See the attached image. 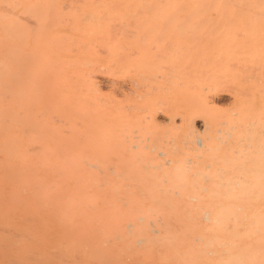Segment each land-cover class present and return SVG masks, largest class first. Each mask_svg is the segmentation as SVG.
Wrapping results in <instances>:
<instances>
[{"label":"bare ground","instance_id":"obj_1","mask_svg":"<svg viewBox=\"0 0 264 264\" xmlns=\"http://www.w3.org/2000/svg\"><path fill=\"white\" fill-rule=\"evenodd\" d=\"M65 1L66 0H0V224H20L18 229L14 227L11 229L12 226H9L10 228L6 227L8 229L0 231V264H18L25 258L30 260L36 258L38 255H52L58 258L57 260H59L61 264H87V256L89 253H92L90 250L94 251V253H101L102 250L105 249L103 247L104 245H102V250L96 248L98 245L96 246L93 244L95 239L98 240V238H101L100 240L102 241V237H104L106 240H111L112 236H110L111 238L109 239V235H113L115 240L117 236L118 238L120 237L119 235L123 237H129V235L136 236L135 228L137 224H247L245 225L247 226L245 236L252 238H250V242L247 245L246 253L243 254L242 249H233L229 250L225 256H219L217 260L221 264H263L264 159L260 158L262 156L260 153L248 152L249 150L252 151L256 146L251 143H241L240 141H244V138L241 137L243 134H241L240 137L236 138L237 140L234 139L230 145L225 147L227 149L215 155V159L213 158V160L206 164H202L201 167L188 166L182 162L174 163L173 167L170 169L168 168L171 165L168 166L166 163L160 162L145 166L143 158L146 155L139 156L135 150V147L138 145L135 143L134 138L135 133L140 128V123L142 124V121H147L148 118L149 121H152L154 117L153 112L159 108H162L163 112L169 114L168 119L171 121L177 119L178 113L171 112V108L168 106L170 103L168 104V98L167 95H165L166 97L163 96L158 98V101L154 100L155 102L153 101L154 105L152 106H149L150 103H146L149 107L145 104L148 108L143 107V110H147L148 114H142L138 117L137 113L138 118L125 117L122 109L118 107L119 103L116 104V101L112 100L110 97L106 98L103 95L97 94L98 90L95 87L97 83H94L96 81L94 78H97L95 71L104 70L102 72L106 73L107 70V67H105L106 70L103 69V62L102 64L98 63V57L100 56L98 52H101L105 53V59L109 60L111 65L113 64V66H108L106 64L108 68L111 67L108 72L111 71L114 74L123 71L129 72L132 71V68L135 70L137 68L136 66H139V68H141V70L138 68L140 76H144L143 68L146 64H149L148 66L150 68L153 66L151 71L152 74H147L151 76L149 78L152 80L158 79L161 75L163 80L166 81L165 77L169 75L167 80L173 83L174 86L177 81L180 82V79H177L178 76L182 77V82L184 75L187 74L186 72L189 73V69L186 68L192 69V65H194L193 60H191V66L183 67L182 65H177L178 70L179 67L182 66L183 68L180 67V69L182 68L184 72L186 71L184 75L183 71L180 72V70H175L171 62L178 58L176 54L179 52L181 55H184V61L185 57L189 54V57H192V59H195L193 57H196V60L198 59V65L202 63L204 66V63H206L204 68L200 66L203 73L205 72L204 75L199 71L197 76L199 75L201 77L202 75L203 77L205 76V78L208 77V82L209 78L216 77L215 79H210L212 80L210 83L215 82L220 74L219 71L222 69L218 68L219 71H217L216 60L212 59L213 52H209L212 56L208 54L210 56L207 58L208 61L203 59V55L200 54L198 57L196 55L201 53V49L204 45L202 43L203 38H210L209 47H211V49L213 48L212 45L219 41L217 39V37H219V31L217 30L220 26L217 25V22L214 27H219L214 29L213 26L208 25L209 21L205 23V28L208 26L207 29L211 30V27H213L214 30L217 29L213 32L215 34H212L214 37L216 36V41L215 38L214 40L213 37L211 38L210 36L213 30H211V33L208 32L207 34L208 30L199 25V23L203 24L200 20L206 17L205 15L203 16V12L212 8L220 12L223 10L221 13L226 12V14H229V17H227L229 20L225 22L224 17L222 18L219 16L221 19L218 21L220 22V20H223L225 24H228V22L231 21L230 17H233L232 15L230 16V9H234L236 14H238V18L242 17L240 20H244L248 18L245 17V15L253 17L256 11H258L256 15L259 14V11L263 14L264 0H70L71 6L65 3L67 6L64 5L65 7L63 8L62 4H64L63 2ZM138 3H143L140 10L138 9L141 11V16L138 19H143L142 12L146 11L150 15L153 9L156 10V13H160V15H162L161 13H164L163 16L168 14L165 17L162 16L164 22L166 21L165 24L169 25V27L172 24L177 25L176 28L174 25V27H170V29L176 32L174 28L176 30L179 28L176 32L179 35V30L182 29V31H187L189 29V34L187 33V35H189L188 37H191V39L194 33L195 35L198 33V35L202 37L199 42V47H201V49L197 47V43L194 42L195 36L192 40H190V38H184L185 42L188 41L187 43H189V45L187 44L189 48H187V46H184L186 44L177 43L182 37L181 35L175 37L173 34L170 40L167 37L172 36V30L169 35L167 34L168 31H165L166 35H168L166 36L163 28L164 38L161 37L160 44L162 42L165 43L164 40H166V38V42L169 40L170 42L166 44L162 43L163 46H161L163 50L159 48V52H157L153 46L152 48L149 46L147 50V44L143 41H139L142 44L139 45L138 42V46L141 47L145 45L144 50L147 55L144 54L147 56V61L142 58L144 51L141 53L139 50L137 53L141 54H139L140 57H136L137 61L143 60L144 63L138 62L140 63V65H138L133 54L135 51V49L133 50V48H135L134 39L129 41L130 43L133 42V47H131L132 45L130 46V48H132L131 50H133H130L132 55L131 52H128V43H123L121 40L118 41V37L110 38L106 34L108 33L107 27L112 21L118 20L119 22H123L124 20L122 18L125 17V15L132 16V14L136 12L137 6L139 7ZM144 3L155 4L146 6ZM188 3H195V5H189ZM231 3H235L236 5H228ZM64 9L70 11L72 14H82V24H75L67 27L76 33L77 37L75 36L76 38L74 37V40L72 37L70 38L63 34L61 25L56 26V24H50V16L56 12H65ZM187 10H190L189 15L184 13ZM252 11L255 12L253 15ZM241 12H244L245 15ZM199 13H203V17L198 22L199 17L197 15H199ZM151 14L153 15V13ZM217 14H219V12ZM242 14L244 16H242ZM177 16H181V20L185 19H182V17H186V20L179 22L180 17L178 18ZM144 17H147V15ZM151 17L150 15L148 18L149 21H146L147 26L141 20V25L143 23L145 26L142 25V28L138 30L140 28L139 24L136 30L143 34L142 29L145 30L147 27L148 30L146 29L144 31L147 33V36L145 35L146 33L142 36L145 35L147 37L146 39L153 43L160 34L158 35L159 31L153 30L155 25ZM175 18H177L178 21ZM192 18L195 20H191ZM206 18L210 19L211 17ZM261 18L262 17H260V19L255 18V20H260L259 25H263L264 17L262 18L263 20ZM246 20L247 19H245L244 22H246ZM253 20L254 19H251L249 23H254ZM213 22H211L212 25ZM135 23L137 25L138 22ZM230 23L228 25L235 26V24L233 25L234 22L231 23L232 25ZM149 24H152L150 25L153 26V28L151 27L152 29L150 26L148 28ZM165 24L161 22V26ZM192 24H198L199 28H202L199 29V31L203 30L202 32L204 34L198 30H194V33L191 32L192 30L190 31L191 28L189 27ZM255 26H258L256 22ZM149 29H151V31ZM156 30L158 29L156 28ZM196 31L198 32L196 33ZM153 32L156 33L153 34ZM135 33H131L132 37L131 35H126V37L131 40ZM152 34L153 38H151L153 40H150L148 36L150 37ZM231 34L237 37L235 31ZM247 34L248 33L245 35ZM154 35L156 36L155 40ZM99 38H104L101 39V49H99L97 45ZM177 38L176 44L178 45L174 44ZM181 39H183V37ZM125 41H127V39H125L124 42ZM172 41L173 44H171L170 48H163ZM220 41L218 42L219 44L217 43V48H219V50L221 48L222 52L230 51V53H228L230 55L232 53L230 57H233V54L236 52L235 56H238L239 51H242L238 49L237 46L235 47L238 50L236 48L234 50H229L237 43L241 45L242 42H240V40H238L240 43L236 41L229 45H227L229 42L224 44L220 43ZM231 41L233 40L231 39L230 42ZM246 42H248L247 39ZM125 44H127V46ZM221 44L222 46L227 45V48L230 46V48L227 49L224 47L223 50ZM247 44L248 43H246V45ZM190 47L193 48V54L190 52ZM217 48L215 50H217ZM123 49H126L124 53H128L123 55V51H121ZM188 49L190 50L189 52ZM57 50H60L63 63L70 69L67 74L69 85H67L64 90L70 93V96H73L71 101L74 99L85 101L87 107L95 112L94 115L96 118L95 121L91 122L86 120H75L72 124L75 130H73V135L70 136H67L63 131L56 134V130L54 129L56 116L53 114V109L47 102L43 103L41 101L42 97L45 95V91H48L47 89L40 90L41 77L47 66L53 67L54 56ZM141 50H143V48ZM198 50L200 52H198ZM248 50L249 49H246V51ZM194 51L198 53H194ZM251 51L252 50L249 51L250 55L253 54ZM71 52L74 54H72L73 56H71ZM244 53L245 52H240V55L242 54L245 58L246 56ZM204 54L208 57L207 52ZM224 54L223 56H225ZM228 54H226L227 57H229ZM174 55L176 58H174ZM220 56H215V59L218 58L217 60H220L219 62L222 66L224 59L222 60L221 57L223 56ZM189 57H187L188 60ZM154 59H157V61L160 59L159 61L163 64L158 61L161 65H158L159 68L156 65L157 63L152 65ZM228 59L225 58L226 63ZM248 60L250 61L251 58ZM209 61L212 62V64L214 62L216 66L213 65L214 68L210 67L211 65L208 66L207 64ZM218 61L217 63H219ZM247 61L245 65H248L249 62ZM230 62L233 68L235 66L233 65L235 61L231 60ZM224 63L223 65L225 66L231 64L227 63L226 65V63ZM187 64L190 63L187 62ZM196 64L194 66H196ZM220 65L219 67H221ZM249 65L247 67H249ZM148 66L145 68L150 69ZM225 66H223V68ZM238 66L241 65L239 64L237 67ZM200 67L195 69V71H197L195 73H198ZM205 67L211 68L208 71L211 70L210 75L215 73V76H213V74L210 77ZM194 68L190 73L194 72ZM250 68H248V73ZM163 69L168 70L169 74ZM238 69L240 71L242 67H238ZM230 70L231 69H229V71ZM160 71H166L167 73L160 74ZM226 71L227 69L221 72L223 74ZM137 72L138 71L135 70L134 74H137ZM216 73L219 74L217 75ZM222 74H220L219 77H221ZM107 75L110 76L109 73ZM171 75H178L175 78L176 81L174 78L171 79ZM197 76L195 78L199 77ZM223 76L225 77L227 74H223ZM141 79L147 81L148 78L146 79L145 77ZM222 79L225 80L223 77ZM152 80L151 82L157 86L155 84L156 81ZM200 80L202 81V79ZM200 80L196 81L203 85ZM251 80H253L252 76L248 74V77L245 78L246 83H244L248 89L243 85L244 87L242 86L241 91H239L237 95L247 96V98L253 95V91L251 92L252 86L249 87ZM140 81L138 82L139 84L137 83V87L139 88L141 86ZM149 81L150 80L147 81L146 86L149 87L148 90L153 88V85H151L152 83ZM192 81L194 82V80ZM193 82L192 84L194 87L199 89V86H196ZM216 82H218V80ZM141 83L143 82L141 81ZM248 83L249 85H247ZM157 84L162 85L159 82H157ZM179 84L180 86H176L177 84L174 86V88L178 90V94L187 91V87H185L186 89L182 88V90L178 88L181 87L183 82ZM165 85L167 86L166 83ZM207 87L206 85V88ZM163 89H165V87ZM168 91L169 96L171 90L168 89ZM193 91L195 90L193 89ZM164 92L167 93L166 89ZM171 95L173 94L171 93ZM152 96L153 95H151V97ZM154 96L152 99L155 98ZM139 97L141 96L139 95ZM148 99H146V101H148ZM155 99L157 100V98ZM237 99H239V97ZM176 102H180V100H176L175 103ZM180 103L177 104L179 105ZM261 103L264 104L263 101ZM124 107L126 108L128 106ZM250 107H252V105H250ZM134 108L136 110V105ZM139 109H141V107ZM242 109L245 111L244 106ZM243 111H239V113ZM182 113H185L184 110ZM235 115L237 114L235 113ZM242 115L243 118L241 119ZM242 115L239 116L241 122H239L238 125H236V123L231 126L233 127L231 129H237L241 132L252 131L254 133L250 134L252 136H264V112L263 117H258L261 113L247 108ZM179 120L187 124L188 128H190L189 131H194L196 130L195 124L201 120L203 121L204 118L201 119L199 114L194 112H188L181 115ZM233 121L237 122L236 119ZM181 122H179L180 125L182 124ZM206 122L205 120V123ZM68 123L70 122L64 120L65 125ZM90 123L96 125L93 133L90 132L91 135H89L88 128ZM203 123L204 122H202V124ZM228 124L229 123L226 125ZM80 125H82L83 128H78ZM138 125L139 128L134 127ZM226 125H224L225 128ZM205 127L207 128L208 126L206 125ZM225 128L223 127V129ZM222 136H218L221 142L227 141V139L222 138ZM71 141H75L76 143H72ZM86 141L92 142L81 143ZM197 142L204 145V140L200 137L197 139ZM245 149L248 151H245ZM40 224L48 226L53 225L52 227L58 225L61 229V232H57L56 229L54 230L53 228L50 230L53 235L56 233L59 234L57 235V242L49 248L50 250L48 249L47 252L41 250L45 249V247L43 248V244L41 248L40 246L36 248L40 243V240L35 237L38 233L35 232V234L31 228H27L29 225L33 227L34 225L38 226ZM121 224H125V228L120 229L119 227ZM21 225L24 227L26 226L25 229L27 228L29 230L28 232L30 233L27 234V237L32 232L34 236H30L39 242H37L38 244L34 243L36 244L35 248H27V245H25L26 249H23L25 257H23L22 260L12 253L15 248L13 243L15 242L16 235L20 232L19 229ZM111 227H116L117 229L111 230ZM220 228L222 229L221 231L225 230V226H220ZM35 229L39 228L33 227V230ZM17 230H19V232ZM240 231L241 230H237L236 234ZM257 233L259 234V238ZM140 235L141 236L137 239L138 242L144 240L143 232ZM21 236L24 237L22 234ZM36 236L40 238L41 235ZM42 240H45V238L42 237L41 241ZM231 243L235 244L236 242ZM258 250L262 252L260 256L256 253ZM82 256H84V258ZM27 261L25 263L28 264Z\"/></svg>","mask_w":264,"mask_h":264},{"label":"rangeland","instance_id":"obj_2","mask_svg":"<svg viewBox=\"0 0 264 264\" xmlns=\"http://www.w3.org/2000/svg\"><path fill=\"white\" fill-rule=\"evenodd\" d=\"M69 1L70 0H66L65 2H63L64 3V4H62L63 8L65 6H67L68 4H69V6H71L70 5L71 3ZM65 3L67 5H65ZM72 4H74V3H72ZM144 4H146V6H147V5H154L155 3L154 4L153 3H144ZM188 4L189 5H195V3H188ZM138 5H139V7L137 6L136 12L134 13L136 16L134 14H132L133 17L131 15H125V17L122 16L123 17L122 19L124 20V21L122 20L123 22H119L118 20L112 21L108 25V27H107L108 33H106L110 38L118 37L117 38L118 41L121 40L123 43H128V45H129L128 49L129 50L128 49L127 50L129 53L135 49L133 54L135 56L136 63H138V62L142 63L143 60L147 61V59H146L147 54H146V51L144 50L145 45L144 46L142 45L141 47L138 46L137 43L139 41H143L147 44L146 45V46H148L147 50H148L149 46H150V48H152V46H153V48L157 52H159V48L162 49L163 44L170 42V40H171L170 37H173V34L175 35V37L180 36V35L183 37V39H181L182 38L181 37L180 40H178V38L175 39L176 41L174 44H176V42L178 40L177 43L178 44L180 43L183 45L186 44L184 46H187V44L189 45V43H187L188 41L185 42V39L190 38V40H192L193 37L195 36L194 37L195 41L194 40L193 41L195 43H197V47H199V42H200V39L202 38L197 33L199 31V29H202V28H199V25L203 26L205 28V23H207V21H209L208 25H211L213 27L216 26V24L218 22L217 25H219L220 27L219 26L214 27V29L219 27L218 30L216 29L217 31H219L218 32L219 37H217V39L219 41L220 40L225 41V42L220 41V43L226 44L229 42L227 44V45H229L232 42L233 43H235L236 41L239 42L238 40H240V42H242L241 45L238 43H237L238 45L233 44L234 47L232 46L231 48H230V46H228V48H230L229 50H234L236 48L235 46H237L238 49L242 50V51H239V54H238V56H240V57L235 56L237 53L236 51H234V52H236L233 54L234 56L230 57L232 55V53H231V55L228 54V53H230V51H227V52L223 51L222 52L221 48H220V50H219V48H217L218 47L217 43L219 41L216 42V44L213 43L214 45H212L213 46V48H212L213 50H212L211 47H209L210 38H205V39L203 38L202 43L204 45H206V44L207 45L204 46L202 44L203 45L202 49H201V47H199L201 49V53H199L197 55L194 54V55H196L197 57L200 54L203 55L204 56L203 59L205 61L206 60L208 61L207 58H209L210 56L213 55L212 59L216 60L215 62L217 65V67H216L217 71H219V69H222L219 71L220 74H222L221 71H225L227 69L226 72L230 73V74H228L226 72L223 73L224 75L227 74V76H225V77L223 76V74L221 77H219L220 74L218 73L219 74L218 75L216 73L218 75V79H217L218 82H216L217 80H215L216 83L215 82L210 83V81H212L210 79H213V78L215 79L216 77L209 78V82H208V77H206L207 78L206 79L205 76L204 77L202 75H201V77L199 75H198L199 77L197 76V74H199V71L204 75L205 72L203 73L202 68H204V66H206V63H204L205 64L204 66L202 63H200L201 65H198V63H199L198 59L196 60V57H193L195 59H192V57H189V54L187 55V52H186V55H187V57H189V60L187 57H185V61H184L183 60L184 55H181V53L178 52L179 55L176 54L178 56V58L174 59V61L172 59L173 62H171V64L174 65L175 70H178L177 65H182L183 67L184 66L185 67L191 66L192 65L191 60L194 61V65L197 63L196 66L192 65V69L195 67L194 72L190 73V71H192V69L187 67L186 69H189V73L185 71L187 73L185 75H184V73H185L184 69H182L183 67L180 66V67H182L181 69L179 67L180 72L183 71L184 77H183L182 82L185 86L182 84L181 87H178V88L180 90H182V88L187 87V91L182 92L181 94L180 93L178 94V90H176V88H174V86L176 84H177L176 86H178V85L180 86L179 83H182L181 82L182 77L178 76L179 73L177 75L178 76L177 79H180V82L177 81L178 83L177 82H176V84L174 83L175 84L174 86H173V83H171V82H169V80H167L169 75H167L165 77L166 81L163 80V77H161V75H160V77H158V79H153L156 81L155 84L157 86H155L153 84V82H151L152 79L149 77H151L150 75L152 74V72H151L152 68H153L152 65L157 63L156 65L159 68V66H161L160 65L161 61H159L160 59H158V61L160 63L157 61V59L153 60L154 63L152 62V65H150V66H152V68H150L148 66L149 64H146L145 67L148 66V68H150L151 70L144 67L143 68L144 69V74H143L144 76H140L139 70H141V68H139V66H136L137 68L135 69L138 71L137 74L136 73L134 74V72H135L134 68H132V71H129V72L123 71V72L114 74L111 71L108 72V70L111 68V67L108 68V66H113V64L111 65L110 61L105 59L106 58V55H104L105 53L98 52L100 55L98 57V59H99L98 63L102 64V62H103V64H102L103 69L106 70L105 67H107V70H106V73L102 72L104 70L95 71V75H97L96 76L97 78H94V80H96L94 83L95 84L97 83L95 85V87L98 90L97 94L103 95L106 98L110 97L112 100L116 101V104L119 103L118 107H119V109L120 108L122 109L123 115L125 117L128 116V118H132V117L136 118L137 113H138V117H139V115H142V114L143 115L148 114V111L143 110V107L146 108L148 106L147 105L148 103H150L149 106L154 105V102L158 101V98H161L163 96L166 97L165 95H167L168 99L167 98L166 99L168 101V104L170 103L168 106H169V108H171V112L178 113L177 119L175 121H171L168 119L169 114H166L165 112L162 111V108H159V109H157L158 111L156 110L153 112V115L155 118L153 117L152 121L151 120L149 121V118H148L147 121H142V124L140 123V128H139V125L134 126L136 128L137 127L139 128V130H137V132L135 133V138H134L135 143H137V145H138L135 147V150L137 151V154L139 156L140 155H146L143 158L144 165L149 166L151 164H155V163L160 162V163H166L168 166L171 165L168 168V169H170L173 167L174 163L182 162L188 166H193V167L198 168V167H201L202 164H206L207 162L213 160V158L215 159L216 158V157H214L215 155H217L219 152H222L225 149H227L225 147L230 145L234 139L237 140L236 138L240 137L241 134H243V136H241V137L244 138V141H240L241 143L242 142H243V144L251 143V144L256 146L252 151L251 150L248 151L246 149H245V151L253 152V153H260L262 155L260 158L264 159V136H256V135L252 136V135H250V134H254L252 131L251 132L250 131L249 132H241L237 129H231V128H233L231 126H233L236 123H237L236 125H238L239 122H241L239 116L242 115L243 113H245L247 108H250V109L254 110L255 112L257 111L258 113H261L262 116L259 115L258 117H263L264 104H262L261 102L262 101L264 102V20L262 19L264 17V13L262 14L261 11H259V14L256 15V13H258V11H256V13L252 11V15H253V13H255V14L253 15V17H251L250 15L246 16L244 12H241L245 15V17H248V18H245L248 21L246 20V22H244L245 19L240 20L242 17L238 18V14H236L234 9L233 10L230 9L231 10V11L229 10L230 16L232 15L233 17H230L231 21H229L228 24L230 22L231 23L234 22L233 25L235 24V26H230V25L224 23V21L226 22L229 20L227 18V17H229V14H226V12L221 13L223 10L220 12V11H217L213 8L209 9V10L203 12L204 14L199 13V15H197L199 17L198 22L204 15L206 17H209V18L211 17L210 19L203 17L202 20H200V21H202V23L204 25L200 24V23H199V25L198 24L190 25L189 28H191L190 29V31L192 30L191 32L194 33V30H198V31H196L197 34L195 35V33H194L193 34L194 36H192V39H191V37H188L189 35H187L189 29L187 31H182V29L179 30L180 31V35H179L178 33H176L179 28H177V30L175 29L177 25L174 24L175 25L174 30L176 31V32H174L173 29H170V27L171 28L174 27L173 24L171 25V23H170V25H171L170 27H169V25L165 24L166 21L164 22V18H162L164 13H161L162 15H160V13H158V12L156 13V10L153 9L154 11L151 10V13H153V15L151 13H150V15L152 16L151 17L153 20L152 22L155 26L153 28V26H150L152 24H149L148 28L150 26V28L152 27L154 31H157V32L159 31L158 35L159 34L160 35L158 36L159 38L157 37V39H156V36L154 35V37H155L154 40L156 39L157 41L155 40L152 43L146 39L147 33L144 31L147 29V27H146V29L144 28L145 30L142 29L143 34L146 33L145 34L146 36L145 35L142 36L143 34L140 33V31L137 32L138 30H140L142 28L141 27L142 25L147 26L146 21L147 22L149 21L148 18L150 16L148 14V12H146V11L142 12L143 19H141V20L143 23H145V25L143 23L141 25V20L138 18L141 16V13H140L141 11H139V10H140V7H142L143 3H138ZM186 5H187V3H186ZM213 5H215V4H213ZM228 5L233 6L236 4L231 3ZM65 9H67V8H65ZM65 9H64L65 12L53 13L49 18L50 24H56V26L61 25V28H63V30H62L63 34L67 35L70 38L72 37L74 40V37L75 36L77 37L76 33L67 27L73 26L75 24H82V14H72V13H70V11H66ZM218 12H219V14H217ZM184 13L189 15L190 10H187ZM145 14L147 15V17H144V16H146ZM202 14H203V16H202ZM243 14H242V16H244ZM167 15L165 14V16H167ZM225 15H226V17H225ZM130 16H131V18H130ZM134 16L137 19H135ZM165 16H163V17H165ZM219 16L222 18L224 17V21L222 20L223 22L220 20L221 23L218 21L219 19H221ZM259 16L262 17L261 19L263 20V25L261 24L262 26L259 25L260 24V20H258V19H260ZM179 17L181 20V16H179ZM249 17H251V18H249ZM151 18H150V22H151ZM255 18H258V19L255 20ZM175 19L178 21L177 18H175ZM182 19L186 20V17H182ZM238 19H239V21H238ZM251 19H254L253 20L254 23H252V22L249 23V21H251ZM180 20H179V22L184 21V20H181V21ZM191 20H193V18ZM210 21L211 22L214 21L213 25ZM135 22H138L137 25ZM161 22H162V24H165V25L161 26ZM255 22L257 23L258 26H255ZM138 25L140 26V28L138 30H136L138 28ZM206 27L208 28V26H206ZM213 27H211V30H213L212 33H211L210 29H207V28H205V29L208 30L207 34H208V32L211 33L210 34L211 38L213 37V39L214 38L216 39V36L215 37L213 36L215 34L213 32L216 31L213 29ZM156 28L158 30H156ZM163 28H164V32L168 31L167 32L168 35H169L170 31L172 30L171 31L172 36L167 37L170 39V40L168 39L169 41L166 42V40H167V38H166V40H164L165 43L162 42L163 44L162 43L160 44L161 37L164 36ZM151 29H149V30L151 31ZM200 31H201V33H203L202 32L203 30H200ZM234 31L236 33L235 35L238 38L231 34ZM240 31H242V32H240ZM131 33H135V34H133L134 37L131 38V40H130L128 37H126V35L127 36L131 35V37H132ZM155 33L156 32H153V34H155ZM246 33H248V34L245 35ZM153 34L150 37L148 36V38L150 40H153L152 39ZM207 34H206V36H207ZM165 35H166V32H165ZM168 35H166V36H168ZM138 37H140V38H138ZM142 37H144V38H142ZM232 37L233 38L235 37V38L233 39ZM101 39H104V38H99L97 41V43H98L97 45H98L99 49L102 48L101 47ZM125 39H127V41L124 42ZM133 39H134L135 48H133V50H131L132 48H130V46L132 45L131 47H133V42L130 43L129 41H132ZM217 39H216V41H217ZM231 39L233 41L230 42ZM246 39L248 42H246ZM190 40H189V42H190ZM173 41L171 43H168L167 46L165 45L166 47L164 46L163 48H168V47L170 48L171 44H173ZM246 43H248V44L246 45ZM138 44L141 45L142 43L139 42ZM178 44H176V45H178ZM125 45L127 46V44H125ZM126 46H125V48H126ZM226 46L225 45L222 46V44H221V47H223V50H224V47L227 48ZM239 47H241L242 49ZM142 48H143V50H141ZM187 48H189V46H187ZM216 48H217V50H215ZM190 49H191V51L188 49V52L193 51V48L190 47ZM246 49H249V50L246 51ZM136 50H138V51H136ZM139 50L141 51V53H142V51H144L143 55H142L143 60L141 58L142 61H137V58H136V57H140L139 54H141V53H139V54L137 53V52H139ZM195 50H197V49H195ZM250 50H252L251 53H253L252 54L253 57L249 53ZM121 51H123L122 52L123 55L128 53V52L124 53L126 51V49H123ZM198 52H200V51L198 50ZM198 52L194 51V53H198ZM203 52L204 53L207 52V55L208 54L210 55L209 52H213V54L210 56L208 55V57H206V55ZM240 52H242V53L245 52L244 54L246 57L244 58L242 56V54L240 55ZM70 54H71V56L74 55L72 52ZM131 54H132V52H131ZM192 54H193V52H192ZM223 54L225 56H223ZM226 54H228L229 57H227ZM220 55L227 58V59L229 58L227 60V63H229L231 60H234L235 62L233 65H235V66L232 68L231 62H230L231 64L229 63L230 65H227L225 58L221 57ZM190 56H191V53H190ZM215 56H220L222 58V60L224 59L222 62V66L220 65V62H219L220 60L218 61L217 60L218 58L215 59ZM174 58H176V56ZM186 58L188 61L186 60ZM200 58H201V56H200ZM250 58H251V60L249 61L248 59H250ZM245 59H247L248 61ZM217 61L219 63H217ZM224 61H225L227 66L223 65ZM242 61H244V62H242ZM246 61L249 62L248 65L250 64L252 69L250 68V65H249V67H247L248 66L247 64H246L247 66L245 65ZM187 62L190 64H187ZM202 62H204V61H202ZM140 63H138V65H140ZM209 63L207 65L208 66L211 65L210 67L214 68V66H216L214 62L212 64V62L209 61ZM106 64L108 66H106ZM161 64H163V63H161ZM218 64L221 67H219ZM239 64L241 66H238V67L239 68L242 67V70L240 69V71L237 67V65H239ZM156 65H154V66H156ZM200 66H202V68ZM223 66H225V67L223 68ZM199 67H200V69L198 70V73H195V72H197V71H195V69L196 68L198 69ZM226 67H228L231 70L229 71V69ZM138 68H139V70H138ZM154 68H156V67H154ZM248 68H250L249 73H248ZM206 69L205 70L207 72L211 68H206ZM69 70H70L69 67L67 68L65 66V64L63 63L62 56L60 55V50H57L55 53V56H54L53 67H48V66L46 67V70H44V72L42 74V77H41L42 81L40 83V90H44V89L48 90V91H45V95L42 97L41 101L43 103L47 102L53 109V114H55V116H56V118H55L56 123L54 125V129L56 130V134H59L63 131L65 134H67V136L73 135V133H74L73 130H75V129L73 128L72 124L75 120H78V121L86 120L88 122L96 120L95 115H94L95 112L91 111L87 107V105L85 104V101L78 100V99H74L73 101H71L73 96H70V93H68L64 90V88L67 85H69L68 79H67V74L69 73ZM163 70H166V69H163ZM212 70H214V69H212ZM166 71L168 72V70H166ZM166 71H164V72L160 71V74L165 73ZM210 71H208L209 75H210ZM108 73L110 74V76L107 75ZM193 73H195V74H193ZM211 73H213V72H211ZM147 74H150V75L148 76ZM168 74H169V72H168ZM180 74H182V73H180ZM213 74L212 75L215 76V73H213ZM248 74H249V76H252V79H253V80H251L250 85H249V83L247 84V85H249V87L250 86L254 87V88L251 87V92L253 91L252 92L253 95H250V97H252V98H250V97L247 98V96H243V95L242 96L237 95L238 92L241 91L242 86L243 85L246 86L244 83H246L245 78L248 77ZM212 75H210V77ZM229 75H230V77H229ZM177 76L171 75V79L174 78V80H175V78ZM196 76L199 78V80L202 79L203 82L201 80H200V82L203 83L205 88L200 83H197V81H199V80H198V78H195ZM140 77L141 78L146 77V79L148 78L147 81L150 80L149 82L152 83L151 85H153V88L151 87L152 89L148 90L149 87H146L147 81L142 80ZM222 77L227 81L223 80ZM119 79H120V81H119ZM191 79L194 80V82ZM112 80H114V81H112ZM140 80L143 83H141ZM190 80H191V83H190ZM139 81L141 84L140 88L137 87V83ZM206 81H207V84H206ZM107 82H108V84H107ZM109 82H111V83H109ZM157 82H159L162 85H158ZM192 82L196 86H199L198 87L199 89L194 87ZM165 83L167 84V86L165 85ZM110 85H112V86H110ZM151 85H149V86H151ZM206 85L208 86L207 88H206ZM164 87H165L167 93L164 92V90H165V89H163ZM200 87H201V90H200ZM245 88L248 89L247 86ZM168 89L171 90L170 95H169L170 97L168 96V94H169ZM193 89L195 91H193ZM149 92L153 96L156 95L154 97L157 98V100L155 98L152 99L153 96L151 97ZM152 92H153V94H152ZM155 92H157V93H155ZM146 93H148V94H146ZM171 93L173 95H171ZM162 94H164V95H162ZM259 94H260V96L262 95L263 97L262 96L260 97ZM139 95L141 97H139ZM157 96H159V97H157ZM238 97H239V99H237ZM169 98H170V100H169ZM146 99H148V101H146ZM175 99L177 101L180 100L181 103L180 102L175 103V101H176ZM177 103H180V104L178 105ZM116 104H114V105H116ZM135 105L137 107L136 110L134 108ZM250 105H252V107H250ZM124 106H128V107L125 108ZM243 106L245 108L244 109L245 111H243V109H242ZM140 107H141V109H139ZM183 110L185 113H182ZM239 111H243V112H240L241 113L240 114ZM132 112H134V113H132ZM188 112H194L196 114H199V117H201V119L204 118L203 121L201 120L200 122H197L195 124L196 130H194V131H191V130L189 131L190 128H188L187 124H185L179 120L181 118V115L186 114ZM235 113L237 115H235ZM203 114H205V115H203ZM200 115H202V116H200ZM178 117H179V119H178ZM242 118H243V115L241 116V119ZM63 119L66 120L67 122H70V123L65 125ZM234 119H236L237 122L236 121L234 122L233 121ZM205 120L207 121L206 123H205ZM177 121H178V123H177ZM175 122H176V124H175ZM179 122H181L182 124L180 125ZM202 122H204L205 124L204 123L202 124ZM226 122L229 123L230 125L229 124L226 125L227 124ZM199 124H200V126H199ZM206 125L208 126L207 128L205 127ZM224 125H226V128ZM228 126H230V127H228ZM223 127L225 129H223ZM78 128L81 129V128H83V126L80 125ZM88 128H89V135H91V133H93L94 128H96V125L93 123H90ZM222 130H223V132H222ZM228 131H230V132H228ZM222 134H223V136H222ZM218 136H222V138H226L227 141L221 142V140L219 139ZM199 137L204 140V145H201L197 142V139ZM71 142L76 143L75 141H71ZM91 142L92 141H86V142H81V143H91ZM238 150H240V149H238ZM252 158H255V157H252ZM171 162H173V163H171ZM169 163H171V164H169ZM19 225L20 224H0V231L4 230V229H8L6 227H9V226L10 227L12 226L11 229H13V227L18 229L20 227ZM25 225H28V224H25ZM245 225H247V224H224V225H220V224H137L136 228H135L136 236H130L129 235V237L128 236L123 237V236L119 235L120 237L118 238V236H117V239L115 240L113 235H109V236L107 235L109 237V239L111 238L110 236H112L111 240H108V239L106 240L104 237H102V239H103L102 241L100 240L101 238H98V240H100V241L95 239V242L93 244H95L96 246L98 245V247H96V248H100L102 250L104 247L105 249H103L101 253H97V252L94 253V251L90 250V252H92V253L88 254L86 261H87V264H221L217 260V258L221 255L225 256L229 250L242 249L243 254L246 253L245 251L247 250V245L249 244L250 238H252V237L248 238L245 236L246 235V229H247V226H245ZM15 226H17V227H15ZM31 226H33V225H31ZM52 226H50V225L48 226V225H44V224H40L38 226L34 225L33 226L34 228H39V229H35V230H33V227H30V225L27 227V228H31V230L34 233L37 232L38 234L35 233L36 235H41L40 236L41 239H42V237L45 238V240H42L43 241L42 242L41 239L39 238V236L35 235V237H37L40 240V243H39L37 240H35L32 237V236H34V234H32V232L27 237V234L30 232H28L29 230L27 228H26L27 230L25 229L26 226L24 227L21 225V228L19 229L20 232H19V230H17L19 232V234L16 235L15 242L13 243V245L15 247L13 252H12L13 255L17 256L20 260H22L23 257H25L24 251H23V249L24 250L26 249L25 245H27V248L28 247L35 248V245L38 243L39 244L36 246V248H39V246L41 248L44 245L43 248L45 247V249H41V250H45L47 252V250L49 248H51L53 245H55V243L57 242V235L59 234V233H56L53 235V234H51L52 232L50 230H52V228H53L54 230L56 229L57 232H61L60 231L61 229L59 228L58 225H56L54 227H52ZM220 226H225V230L221 231L222 229L220 228ZM49 227H50V229H49ZM119 228L120 229L125 228V224H121ZM110 229L113 230V229H117V228L111 227ZM237 230H241V231L238 232V234H236ZM142 232H143L144 240L142 242H138L137 239L141 236L140 234H142ZM21 234L24 235V237H22ZM42 234H44V235H42ZM49 234H50V236H49ZM30 235H32V236H30ZM258 235L259 234L257 233V236ZM218 237H222V238H218ZM258 238H259V236H258ZM47 239H49V240H47ZM113 240H115V241H113ZM97 242H101V243H97ZM231 242H236V243L234 244ZM255 242H256V240H255ZM34 243H36V244H34ZM31 244H34V245H31ZM99 245L101 247H102V245H104V246L101 248ZM259 252H261V251H259V250L256 251L258 256H260L262 254V252L261 253H259ZM82 257L84 258V256H82ZM25 259L20 261V263H18V264H27V263H25L27 260H28L27 261L28 264H61L60 261L57 260L58 258H55L52 255H45V256L38 255V256H36V258H32L30 260L29 259L25 260ZM262 263L264 264V262H262ZM67 264H69V263H67ZM70 264H73V263H70ZM242 264H245V263H242Z\"/></svg>","mask_w":264,"mask_h":264}]
</instances>
